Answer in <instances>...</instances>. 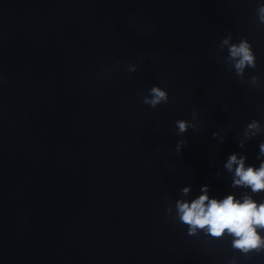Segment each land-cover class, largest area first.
<instances>
[{"label":"water","instance_id":"water-1","mask_svg":"<svg viewBox=\"0 0 264 264\" xmlns=\"http://www.w3.org/2000/svg\"><path fill=\"white\" fill-rule=\"evenodd\" d=\"M258 6L0 0V264H264V252L187 236L165 213L185 185L190 195L202 184L210 196L232 191L229 153L257 163ZM229 36L256 55L242 76L226 59ZM153 85L168 102L150 108L141 100ZM176 119L192 128L177 134ZM253 119L261 135L238 148Z\"/></svg>","mask_w":264,"mask_h":264},{"label":"clouds","instance_id":"clouds-1","mask_svg":"<svg viewBox=\"0 0 264 264\" xmlns=\"http://www.w3.org/2000/svg\"><path fill=\"white\" fill-rule=\"evenodd\" d=\"M258 23L264 24V0H259L256 9ZM231 37L221 43L226 48V59L231 63L237 76L244 74L245 68L256 67V55L250 42L245 38L231 42ZM255 80V77H252ZM141 102L150 108L168 102V93L158 85L148 89ZM177 134H184L192 128L188 120L176 119L173 122ZM213 132L212 136L216 137ZM261 135V127L257 120H250L245 125L244 140L237 142L243 149L245 141ZM223 142V137L220 138ZM183 139L177 140L175 152L181 154ZM256 164L247 163V157L233 151L226 156L222 169L230 177L229 188L232 191L222 196H210L209 186H199L198 194L190 195L191 185L179 189V197L166 209L173 222L185 228L187 236L203 235L212 239L227 237L230 246L240 256L247 257L251 252H264V140L258 145ZM219 175V173H217ZM240 189L239 194L235 191ZM231 264H235L232 261Z\"/></svg>","mask_w":264,"mask_h":264}]
</instances>
